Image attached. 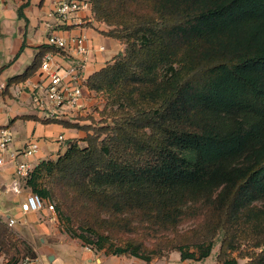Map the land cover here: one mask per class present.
<instances>
[{"label":"trees","instance_id":"16d2710c","mask_svg":"<svg viewBox=\"0 0 264 264\" xmlns=\"http://www.w3.org/2000/svg\"><path fill=\"white\" fill-rule=\"evenodd\" d=\"M90 2L104 27L98 31L124 49L88 75L87 88L105 101L98 119H43L84 130L85 145L69 140L62 154L33 167L25 186L42 199L57 198L67 233L91 250L149 263L172 249L180 259L201 260L213 246L206 223L198 222L193 242L163 234L180 223L184 208L215 194L227 214L264 198V0ZM142 5L149 8L136 14ZM56 50L40 45L1 93L37 74L42 55ZM81 205L111 214L97 220L129 236L117 241L92 224L75 226ZM250 218L264 217L253 211ZM141 231L160 234L147 246L136 238ZM6 233L0 218L4 252L14 245ZM257 246L240 256L244 264H264V240ZM235 249L224 239L216 264H238L230 257Z\"/></svg>","mask_w":264,"mask_h":264},{"label":"crops","instance_id":"0c3cea01","mask_svg":"<svg viewBox=\"0 0 264 264\" xmlns=\"http://www.w3.org/2000/svg\"><path fill=\"white\" fill-rule=\"evenodd\" d=\"M53 0H4L0 9V128L9 127L13 134L11 147H19L29 136L38 139V151L27 160L36 166L43 159L62 154L68 141L78 139L80 146L85 145L83 138L86 132L82 129L63 127L58 123L43 122L45 117L38 111L31 100L30 89L38 80L36 73L25 81L12 83L7 93L2 94L8 78L21 74L33 61L40 45L47 44L49 34L46 22ZM104 28L87 12H80L78 20L60 26L54 32L63 36L82 34L88 43L97 47L104 46L103 51L94 50L86 65V75L101 68L114 55L123 50L116 39L105 36L98 31ZM87 110L92 106V92H85ZM98 95V94H97ZM23 116H26L23 117ZM79 124H89V120L80 119ZM62 134L64 140L57 141ZM13 168L7 163L0 168V197L3 198L5 210L15 205L16 223L12 226L28 241L43 264H204L202 260L180 259L179 253L168 257L154 258L149 263L137 257L118 256L104 251L91 250L79 239L71 238L68 233L58 227L54 216L37 218L36 212L21 214L18 208L24 193L14 194L11 191ZM39 212V211H37ZM26 222H25V221ZM214 263V262H213ZM212 263V264H213Z\"/></svg>","mask_w":264,"mask_h":264},{"label":"built area","instance_id":"2783aa9c","mask_svg":"<svg viewBox=\"0 0 264 264\" xmlns=\"http://www.w3.org/2000/svg\"><path fill=\"white\" fill-rule=\"evenodd\" d=\"M3 3L4 0H0V9ZM80 12H87V15L92 17L90 0H53L52 8L48 12L47 44L57 50L47 51L42 55L37 71L38 80L32 84L30 89L32 103L45 118L77 122L80 116L87 112L85 92L92 91L86 85L88 78L86 65L91 53L94 50L103 51L104 46L94 47L82 34L66 37L54 32L60 26L78 20ZM63 140V135L59 134L57 141L62 142ZM12 141L11 129L7 126L1 127L0 168L7 163L12 165L11 191L16 195L24 193L23 199L18 204L20 213L40 211L43 208V199L25 186L26 179L33 169L27 159L38 151V139L29 136L15 149L11 147ZM48 209L52 210L53 205L49 204ZM3 221L7 226L12 227L17 218L13 215H6ZM0 264L3 263L0 262ZM15 264L43 263L35 256L24 257Z\"/></svg>","mask_w":264,"mask_h":264},{"label":"rangeland","instance_id":"374dc122","mask_svg":"<svg viewBox=\"0 0 264 264\" xmlns=\"http://www.w3.org/2000/svg\"><path fill=\"white\" fill-rule=\"evenodd\" d=\"M143 6L147 5L136 7V14H141V12L145 10L142 8ZM122 48L124 49V45H122ZM91 98H94V101H92L93 103L91 104L92 106L82 116L92 115L95 119H98L99 117L96 113V110L102 109L105 102L104 97L101 94L97 95L94 93ZM57 200V198L47 200L43 199V208L39 212H36V216L39 219H42L44 216H54L56 218L58 227L67 233L66 221L59 217L58 211L56 210ZM0 202L3 204L2 197H0ZM49 204L53 205L52 210L48 209ZM15 206L16 204L12 205L9 210L5 212L4 216L15 215ZM4 210L5 208L2 205L0 212L3 214ZM184 210L185 214L181 216L180 223L170 232L163 234L172 238L173 240L182 241V239H184L193 242L197 240V237L201 234L198 233V222H203L202 225H205L206 223V234L213 236V246L210 254L207 257L201 259L204 264H212L213 262V264H216V255L219 251V246L224 239L229 241L231 240L233 242V246L236 247L234 251L230 252V257L235 258L238 264H244L248 260L246 257H240L241 255L253 248L255 252H259L263 247L257 245L264 240V218H261L260 220L252 219L250 218V214L254 211L259 216L264 217V198L255 199L252 202L246 203L242 208L236 209L233 213L229 212L226 214L223 213L222 208L215 198V194H213L207 197H200L199 200L194 203H190L187 208H184ZM99 216L100 218H111L112 215L95 209L93 205H81L77 208L76 215H73L72 221L75 226L80 227L82 225L88 226L92 224L93 226L99 228L100 231L106 232L111 238L117 241L129 236L123 235L117 231H113L108 227H105L101 224L100 219L97 220ZM80 227L77 228L78 231H82ZM7 228L10 230V233H6V239H10L11 243L14 242V245L11 246L13 247L11 249L8 247V251L6 252L0 250V262L3 264H9L14 258L19 261L24 257L32 256V254L35 252L29 245L28 241L22 237V234L18 232L15 227L7 226ZM151 234L152 235L149 236L146 234V232L144 233L141 231L138 233V235H136V238L143 240L147 246H150V244H153L155 238L160 233L151 232ZM100 251L105 252V249ZM189 251H195L196 255L199 253V251L194 248H190ZM172 253L177 254L178 252L172 249L163 252L165 257H168ZM11 255L14 256L12 259L10 257ZM191 261L195 260L191 259Z\"/></svg>","mask_w":264,"mask_h":264}]
</instances>
